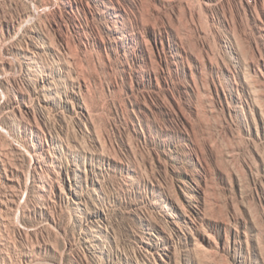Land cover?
<instances>
[{
	"label": "rangeland",
	"instance_id": "374dc122",
	"mask_svg": "<svg viewBox=\"0 0 264 264\" xmlns=\"http://www.w3.org/2000/svg\"><path fill=\"white\" fill-rule=\"evenodd\" d=\"M0 264H264L246 0H0Z\"/></svg>",
	"mask_w": 264,
	"mask_h": 264
},
{
	"label": "bare ground",
	"instance_id": "6f19581e",
	"mask_svg": "<svg viewBox=\"0 0 264 264\" xmlns=\"http://www.w3.org/2000/svg\"><path fill=\"white\" fill-rule=\"evenodd\" d=\"M247 7L250 12L251 19L254 23L255 28L258 30L261 39L264 42V0H246ZM29 55H26L27 64L31 65L33 62L32 55L33 53L30 51ZM250 67V66H248ZM249 69V68H248ZM42 76V75H39ZM43 82V80H42ZM252 91V90H251ZM45 152L48 151V149L44 150ZM39 159H36V162L39 163ZM43 191V187L41 188Z\"/></svg>",
	"mask_w": 264,
	"mask_h": 264
}]
</instances>
